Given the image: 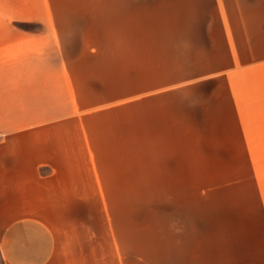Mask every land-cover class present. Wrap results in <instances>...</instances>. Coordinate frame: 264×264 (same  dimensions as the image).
I'll return each mask as SVG.
<instances>
[{
  "label": "rangeland",
  "instance_id": "1",
  "mask_svg": "<svg viewBox=\"0 0 264 264\" xmlns=\"http://www.w3.org/2000/svg\"><path fill=\"white\" fill-rule=\"evenodd\" d=\"M238 1L264 0H0V139L99 264H264V9Z\"/></svg>",
  "mask_w": 264,
  "mask_h": 264
},
{
  "label": "crops",
  "instance_id": "2",
  "mask_svg": "<svg viewBox=\"0 0 264 264\" xmlns=\"http://www.w3.org/2000/svg\"><path fill=\"white\" fill-rule=\"evenodd\" d=\"M238 3L264 9V1ZM3 97L0 90V103ZM4 117L0 104V134H13ZM16 144L0 139V264H99L97 239L85 240L84 223L67 220L59 175L41 172Z\"/></svg>",
  "mask_w": 264,
  "mask_h": 264
}]
</instances>
